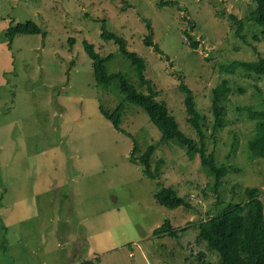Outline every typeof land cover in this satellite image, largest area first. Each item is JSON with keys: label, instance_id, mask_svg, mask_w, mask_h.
Masks as SVG:
<instances>
[{"label": "rangeland", "instance_id": "374dc122", "mask_svg": "<svg viewBox=\"0 0 264 264\" xmlns=\"http://www.w3.org/2000/svg\"><path fill=\"white\" fill-rule=\"evenodd\" d=\"M254 8L253 0H0V264H198V250L219 264L195 239V223L244 201L249 187L259 189L264 206V156L249 155L255 121L242 109H264V78L230 66L264 58ZM232 16L245 37L236 34ZM102 20L145 59L156 99L198 145L180 83L211 119V90L229 79L226 125L204 137L207 152L229 167L218 192L198 154L189 158L175 140L158 144L161 133L140 107L125 103L121 126L131 136L101 113L123 95L114 82L96 84L84 41L101 56L113 54L108 72L149 91L117 45L101 38ZM26 21L42 32L15 35L7 45V26ZM148 23L162 53L143 43ZM134 140L141 150L157 144L156 178L129 159ZM163 186L190 206L159 204L154 194ZM165 220L174 236L153 233Z\"/></svg>", "mask_w": 264, "mask_h": 264}, {"label": "trees", "instance_id": "16d2710c", "mask_svg": "<svg viewBox=\"0 0 264 264\" xmlns=\"http://www.w3.org/2000/svg\"><path fill=\"white\" fill-rule=\"evenodd\" d=\"M254 21L262 27L264 34V0H253ZM237 25L236 34L239 37H245L242 34L243 24L235 16H232ZM101 38L105 41H112L117 45L121 54L127 58L133 66L138 79L141 83L147 84L148 93H142L128 81L122 72H108L105 62L113 57V54L101 56L94 49V45L84 41V49L92 60L93 76L97 85L106 86L112 82L115 83L118 91L123 95L122 101L112 110L100 107L101 113L106 117L114 128L131 136L121 126L122 115L125 110V103L134 104L140 107L149 117V120L159 129L161 133V142L175 140L186 147V154L189 158L195 155L200 156V162L206 168L213 178L211 186L213 191L218 192L223 184V179L228 174L229 167L225 164H219L213 152H207L204 145L205 133L210 129L211 137H215L221 132L227 122V100L233 91L229 79L222 78L219 83L211 90L210 112L211 119L197 109L192 90L185 84L180 83V88L185 93L184 105L187 111V120L197 132L201 144L198 145L195 140L186 135L178 126L176 118L169 112L167 105L162 100H157V92L151 84V80L144 75L146 68L145 59L135 51L127 48L126 40L115 32L106 28V21L102 20ZM4 30V36L7 39V45L15 35L21 34H39L41 28L33 21L12 23ZM149 33L143 39L146 46H152L154 51L162 53L161 48L153 42L152 27L147 24ZM73 43V38L70 39ZM193 48L197 47V41L190 42ZM231 68L242 67L243 69L254 72L264 78V58L258 57L256 61H236L230 64ZM247 111L248 117L255 121V131L248 141L249 155L256 159L264 156V109L256 110L250 107H243ZM155 145L149 144L144 150H141L137 141H133V147L129 159L141 166L143 173L154 179L159 175L158 166L152 164V154L155 151ZM160 160V164H161ZM158 163V160L157 162ZM237 170L236 167H234ZM246 199L240 203L226 204L216 215L208 216L195 223L197 227L196 240L204 241L209 251L218 255L219 264H264V206L260 199L258 188L249 187L245 190ZM156 201L165 207H178L181 205L190 206L189 202L179 196L172 186H163L154 194ZM194 199L195 195L192 194ZM200 202V199H198ZM216 200H220L219 196ZM220 202V201H219ZM154 234L174 236L176 229L172 227L169 220H165L162 225L153 230ZM198 264H212L204 258V251L197 252ZM76 264H97L93 260H84Z\"/></svg>", "mask_w": 264, "mask_h": 264}]
</instances>
